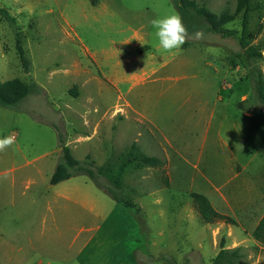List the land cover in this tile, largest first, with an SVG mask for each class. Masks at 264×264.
I'll return each instance as SVG.
<instances>
[{"label": "rangeland", "instance_id": "1", "mask_svg": "<svg viewBox=\"0 0 264 264\" xmlns=\"http://www.w3.org/2000/svg\"><path fill=\"white\" fill-rule=\"evenodd\" d=\"M193 1L216 14L235 6ZM255 4L246 38L263 47L264 0ZM0 8L8 13L0 15V82L30 85L14 109L0 107V138L14 137L0 152V264H115L125 241L141 248L147 240L151 254L170 256H158L162 264H209L221 240L239 248L240 264H264L251 236L264 213V104L255 89L264 51L245 59L241 16L223 26L236 34L222 36L186 13L189 38L168 53L150 21L179 14L171 0H0ZM243 99L250 114L238 108ZM133 142L162 161L125 176L138 213L116 204L100 176L50 184L61 146L95 171ZM192 192L232 222L204 223ZM97 225L99 235L73 239Z\"/></svg>", "mask_w": 264, "mask_h": 264}, {"label": "trees", "instance_id": "2", "mask_svg": "<svg viewBox=\"0 0 264 264\" xmlns=\"http://www.w3.org/2000/svg\"><path fill=\"white\" fill-rule=\"evenodd\" d=\"M171 1L182 18V21L188 19L189 16L186 13H190L191 16L194 15L199 21H202L210 32L222 36H233L236 34L235 31L227 30L223 26L233 21L237 16H241L242 29L238 42L244 49L245 59L247 61H256L262 57L261 50L264 51V46L257 47L250 45L246 38L250 13L259 9L257 4L254 5V0H235L233 12L224 11L220 14L213 13L204 6H199L193 0ZM7 14L6 10L0 8L1 16H7ZM10 21L14 24L13 19ZM15 47L21 63L26 67L27 62L24 58L20 34L17 30H15ZM255 89L259 101L264 104V80L263 74L260 71L256 78ZM29 91L30 85L19 78H12L0 82V107L14 109L17 103L28 95ZM71 94L76 96V93H73V91ZM61 150L62 158L50 177L51 185L67 180L78 173L87 175L91 180H95L96 176H100L113 187L114 191L108 190L113 201L126 209H133L137 213L140 210L139 206L133 202L130 195L123 193L125 189V176L133 170H140L144 167H155L162 164L159 158L148 156L141 152L135 142L120 151L112 152L101 166L95 168V171L85 167L80 161L75 159L67 146H61ZM189 197L204 223L210 224L217 220H222L225 223L232 222L230 218L213 209L204 195L192 192ZM251 236L255 241L264 246V213L253 228ZM239 259V248L226 249L224 242L221 240L219 250L210 260V264H240Z\"/></svg>", "mask_w": 264, "mask_h": 264}, {"label": "clouds", "instance_id": "3", "mask_svg": "<svg viewBox=\"0 0 264 264\" xmlns=\"http://www.w3.org/2000/svg\"><path fill=\"white\" fill-rule=\"evenodd\" d=\"M152 27L156 30L154 35L157 39L158 49L173 53L184 45L189 38L188 31L183 24L179 14H171L164 17L154 18L150 21ZM195 38H202V33H195ZM14 144V137L7 136L0 138V152Z\"/></svg>", "mask_w": 264, "mask_h": 264}, {"label": "crops", "instance_id": "4", "mask_svg": "<svg viewBox=\"0 0 264 264\" xmlns=\"http://www.w3.org/2000/svg\"><path fill=\"white\" fill-rule=\"evenodd\" d=\"M100 229L101 228H100L99 225H97L96 227H87V228L81 227V228H79L77 230V233H76V235L74 236L73 239L75 240V238L79 237V235L81 233H85V234L91 233L90 236H89V239H90V238H92L93 234H94V236L95 235H99V230ZM168 230L171 231V234L173 236H179V233H176V231H175L176 230V225L175 224H173L172 227H169ZM102 234L104 236H106L105 233H102ZM156 234H157V236L161 237V236H163L164 233L162 231L158 230L156 232ZM127 243L128 242L125 241V245H123L122 247L118 248L119 251L124 252L126 255L122 256V258L120 260H118V262L115 263V264H127V262H128V264H162L159 261H157V259H159L158 256H160L161 258L163 257V258H165L168 261H171L170 256H166V253L164 254L162 252L163 254H161V255L159 254L157 256H155L154 254H151L146 248V246H149V241L148 240L143 245L145 247H141V248H139L140 246L139 247L138 246L135 247L132 244L133 242H131L130 245L127 244ZM85 248H86V241L83 242L81 248H79V253H82ZM195 255L197 257V251H196ZM116 257H120V255H117ZM196 259L197 258H195V260ZM95 264H109V263L101 262V263H95Z\"/></svg>", "mask_w": 264, "mask_h": 264}, {"label": "water", "instance_id": "5", "mask_svg": "<svg viewBox=\"0 0 264 264\" xmlns=\"http://www.w3.org/2000/svg\"><path fill=\"white\" fill-rule=\"evenodd\" d=\"M238 108L239 110H241L242 112L246 114L251 113V109H250L249 102L247 101V99L241 100L240 103L238 104Z\"/></svg>", "mask_w": 264, "mask_h": 264}]
</instances>
